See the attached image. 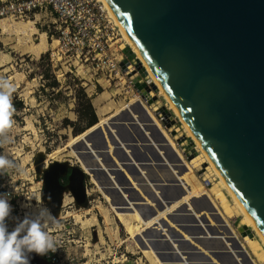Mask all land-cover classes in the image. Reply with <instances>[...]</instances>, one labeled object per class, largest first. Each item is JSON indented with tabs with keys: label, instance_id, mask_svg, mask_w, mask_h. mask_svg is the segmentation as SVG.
<instances>
[{
	"label": "rangeland",
	"instance_id": "1",
	"mask_svg": "<svg viewBox=\"0 0 264 264\" xmlns=\"http://www.w3.org/2000/svg\"><path fill=\"white\" fill-rule=\"evenodd\" d=\"M54 18L50 12L40 11L23 19L0 20V78L7 79L15 89L12 93L14 124L7 133L8 141L2 143L1 148L2 155L18 165V168L4 174V180L12 185L15 193L12 202L20 200L24 206H28L25 202H31L36 213V207L42 201H47L55 209L70 199L76 201L79 203L78 207H69L68 211V207H65L64 213L71 224H75V221L81 223L85 230L73 232V236L87 238V246L93 249L89 254L93 257L94 253L97 254L95 257L98 259L102 257V262L116 259L126 264H177L168 255L161 257L154 247L155 238L165 236L172 243L175 241L174 249L180 252L182 248L190 253V264H211L206 257L200 256L201 252H206L217 264H251L253 261L255 264H263L257 261L245 243V237L250 234L242 235L239 231L242 226L241 213L229 218L211 202L208 195L203 194L202 198H198L201 191L208 190L217 183L221 185V179L212 164L202 158L194 136L174 114L154 79L142 68L141 61L135 56H124L121 46H128L124 36H119L116 51L119 58L123 54V58L128 59L129 63L126 70H122L121 78L110 79L105 73L94 70L91 63L81 61L75 53H67L59 60L51 58L52 44L58 40L53 35L56 26ZM2 21L22 22L19 26L30 22L35 24L33 27L22 26L21 30H26L25 33L16 30L4 32ZM32 28L37 31L34 32ZM43 33L50 44L42 53L46 55L45 59H41L42 54L39 57L31 55L22 45L26 38L32 40L29 42L27 39L28 45L39 43ZM129 67L133 71H129ZM55 79L58 85L53 87ZM144 83L148 88L140 89L138 84ZM80 85L93 97L99 125L107 124L111 129L119 124L120 127L123 126L122 132L115 136L125 147L126 153L123 149H114L117 142L112 143L107 136L111 154L101 153L98 157L130 194V197L126 195V202L130 203L126 204L127 207L134 204L143 209L145 212L142 215L150 218L149 223L155 221L153 217L161 218L152 228L144 227L139 231L125 229L108 202L110 194L112 198H117L115 202L125 204L120 186L118 185L120 191L108 188L107 185L112 184L109 177L102 171L91 170L93 160L88 156L78 157L77 152L72 149L77 141H74L73 123L78 120L76 110ZM151 92L154 96L149 98ZM134 121L138 125L133 124ZM92 141L100 143L97 136ZM126 142L130 144L126 145ZM70 167H75L74 172L79 174L78 188L72 195L62 187L64 185L55 187L50 182L56 175L65 174ZM208 170L211 172L210 177ZM83 171L85 185L81 184ZM46 176L48 181L45 180ZM56 179L57 177L54 182ZM221 188L235 206L227 188ZM85 193L86 199L78 200L84 199ZM216 202L220 204L219 200ZM186 204L200 219L203 228L197 224L191 211L187 210ZM132 216L134 223L139 221V216ZM180 218H185L189 226H181ZM46 221L51 222L48 218ZM177 231L203 251H193L191 248L194 245L180 242V238L174 236ZM217 234H220V239L223 238L220 243L223 241L224 246L219 243ZM192 235L195 236L194 239ZM199 237L205 239H201V244L195 242ZM231 242L238 247L233 253L230 249ZM260 242L263 243L261 240ZM262 246L264 249V243ZM228 250L234 255L233 260L230 255L228 257L221 254ZM165 258L169 259L164 260Z\"/></svg>",
	"mask_w": 264,
	"mask_h": 264
},
{
	"label": "water",
	"instance_id": "2",
	"mask_svg": "<svg viewBox=\"0 0 264 264\" xmlns=\"http://www.w3.org/2000/svg\"><path fill=\"white\" fill-rule=\"evenodd\" d=\"M107 1L190 129L264 232V0ZM124 53L135 56L127 49ZM128 61L125 58L121 62L123 70ZM138 86L148 88L145 83ZM133 124L138 125L136 121ZM95 125L74 136L81 137L72 149L78 157H90L94 162L90 169L102 171L112 182L107 187L120 191L98 157L111 154L105 131L112 143L117 142L114 149L125 153L126 149L107 124ZM95 136L99 144L93 143ZM68 169L55 176L56 182L55 177L50 182L58 187ZM84 176L83 171L82 185ZM83 198L78 200L84 201L86 193ZM187 210L202 227L188 205ZM239 231L242 235L250 232L246 226H240ZM176 234L172 236L193 246L181 233ZM155 241L160 256L168 255L171 261L181 256L170 238L161 236ZM200 256L211 259L205 253Z\"/></svg>",
	"mask_w": 264,
	"mask_h": 264
},
{
	"label": "built area",
	"instance_id": "3",
	"mask_svg": "<svg viewBox=\"0 0 264 264\" xmlns=\"http://www.w3.org/2000/svg\"><path fill=\"white\" fill-rule=\"evenodd\" d=\"M40 11L55 16L54 33L59 45L51 52L52 59H61L67 53H75L84 62L92 64L96 71L105 73L110 79L121 78V62L126 55L117 56L116 45L123 35L121 27L110 14L103 0H0V20L5 18L23 19ZM0 144V155H2ZM0 174V194L12 202V185ZM8 231L14 228L7 218ZM34 254V253H33ZM41 257V256H39ZM51 264H71L57 250L41 257Z\"/></svg>",
	"mask_w": 264,
	"mask_h": 264
},
{
	"label": "bare ground",
	"instance_id": "4",
	"mask_svg": "<svg viewBox=\"0 0 264 264\" xmlns=\"http://www.w3.org/2000/svg\"><path fill=\"white\" fill-rule=\"evenodd\" d=\"M108 9L110 14L116 19L117 23L119 24V26L121 27L122 30V34L124 36V39L126 40V44L128 46H121L122 49H127L131 54L135 55V57H137L138 60L141 61V63L143 64V67L145 69L146 72H149V74L151 75V78L154 79L156 85L158 86L159 90L161 91V93L165 96V98L169 101L170 106L173 108L174 114L177 116V118L190 130V133H192V135L194 136L195 140L198 143V148L201 152V156L202 158H204L205 160H207L208 162H210L212 164V166L214 167V170L217 174V176L221 179L220 183L221 185H219L217 183V185L215 184L212 188L208 189V190H203L200 193H198V198H202L203 194L208 195V197L210 198L211 202L215 205L218 206L219 209L223 210V212L227 215V217L232 218L234 216H236L238 214V212L241 213L242 215V220H241V224L242 226H246L248 228V230L250 229V232H247L248 235L247 237H245L246 240V245L249 247V249L251 250V252L253 253V255L257 258L258 262H261L264 264V249L262 244L264 243V232L262 231V229L259 227V225L257 224V222L255 221V219L253 218V216L250 214V212L247 210V208L245 207V205L243 204V202L240 200V198L236 195V193L233 191V189L229 186L228 182L226 181V179L224 178L223 174L220 172L219 168L217 167V165L215 164V162L212 160V158L210 157L209 153L206 151V149L201 145L200 141L198 140V138L195 136V134L193 133V131L190 129L189 125L186 123V121L184 120V118L182 117V115L180 114L179 110L177 109V107L174 105V103L172 102V100L170 99L169 95L167 94L166 90L164 89L162 83L160 82V80L158 79V77L156 76V74L154 73V71L152 70V68L150 67V65L147 63L146 59L144 58L143 54L141 53L140 49L138 48V46L134 43V41L132 40V38L130 37L128 31L125 29V27L123 26L122 22L120 21V19L118 18V16L116 15V13L114 12V10L112 9L111 5L109 4V2L107 0H103ZM20 23L22 22H10V23H5L4 21L1 22L2 28L4 32H8V31H14L15 30L19 33H25L24 30H21L23 28H21L22 26H29V27H33L35 22H30L26 25L21 24L22 26H19ZM15 25L19 26V27H15ZM26 29V27L24 28ZM29 29V28H27ZM31 30H34L33 28ZM30 30V32H31ZM37 30H34V32ZM29 32V31H28ZM27 32V34H28ZM33 32V31H32ZM31 32V33H32ZM30 33V35H31ZM29 35V34H28ZM29 35V36H30ZM19 36V35H18ZM23 37V36H22ZM25 37V36H24ZM21 38V37H20ZM19 38V39H20ZM25 39V38H23ZM22 39V41H23ZM26 38L23 42L22 45L24 46V48L26 50H28V52L35 56V57H39L43 52H45L48 47L50 46L48 40H47V36L43 33L41 34V38H40V42L37 44H31L28 45L29 42H31L29 39V42H27ZM21 40V39H20ZM58 40H55L54 43L52 44V46L55 48L56 44L58 45ZM125 44V45H126ZM21 45V46H22ZM21 48V47H20ZM23 48V49H24ZM25 51V50H24ZM27 52V51H26ZM129 62H126V64ZM129 71H133V68L129 67ZM148 95V94H146ZM149 98L150 96H154V93L151 92V95H148ZM148 98V97H147ZM98 103V102H97ZM158 109V108H157ZM102 112V110H100ZM99 112V111H98ZM100 113V112H99ZM101 117V115H100ZM153 117V116H151ZM120 123V122H119ZM122 123V122H121ZM123 124V123H122ZM159 126V123H156ZM120 125V124H119ZM115 126L114 129H111L113 134H119L120 132H122L121 127H123L121 125L120 126ZM124 125V124H123ZM120 127V128H119ZM92 129V128H91ZM126 130V129H125ZM128 130V129H127ZM106 136L109 137L108 132L106 131ZM78 137V136H77ZM76 138V137H74ZM110 139V137H109ZM190 168H189V173H190ZM188 172V171H187ZM208 175L210 177L211 172L208 170ZM188 174V173H187ZM208 177V176H207ZM132 180V179H131ZM79 184V174L77 172H74L72 174V176L70 177V182L68 185L66 186H62L64 189L68 190L67 193L69 192L70 195H72L75 192V189L77 187V185ZM225 187L227 188L228 192L232 195L234 201H235V206H233L230 201L228 200L227 196L225 195V193L222 191L221 187ZM78 188V187H77ZM80 189V188H79ZM51 195V194H50ZM75 195V194H74ZM52 196V195H51ZM216 200H219L220 204H217ZM201 205L203 206V204L201 203ZM206 205V204H205ZM204 205V206H205ZM219 214H221L219 212ZM222 216V214H221ZM223 217V216H222ZM224 219V218H223ZM211 225V224H209ZM212 226V225H211ZM213 227V226H212ZM223 227V226H222ZM218 235V234H217ZM220 235V234H219ZM218 235V237H219ZM191 236V235H190ZM206 236V235H204ZM194 235H192V238L194 239ZM217 237V238H218ZM221 237V236H220ZM220 237L218 238V241L220 243L221 240H223V238L220 239ZM216 238V239H217ZM259 238V239H258ZM192 239V240H193ZM201 239L204 238H196L195 242L200 243L201 244ZM205 240V239H204ZM260 240L263 242L261 244ZM217 241V242H218ZM232 241V240H231ZM223 243V241H222ZM220 243V244H222ZM230 243V242H229ZM205 244V242H204ZM206 244H207V240H206ZM219 244V245H220ZM208 245V244H207ZM206 245V246H207ZM224 246V243H223ZM209 247V246H208ZM218 248V247H217ZM238 247L235 246L234 242H231V252H235L234 250H237ZM211 249V248H210ZM215 249V248H213ZM226 252V251H225ZM229 252V250L227 251ZM226 252V253H227ZM229 252L230 254V259H232V257L234 258V255H232V253ZM227 255V254H226ZM229 259V258H228ZM233 260V259H232ZM256 260V259H255ZM231 262V260L229 261ZM256 262V261H255ZM233 263V262H232ZM240 263H245V262H240ZM239 263V264H240ZM253 264L254 261L252 262ZM251 263V264H252ZM260 264V263H259Z\"/></svg>",
	"mask_w": 264,
	"mask_h": 264
},
{
	"label": "clouds",
	"instance_id": "5",
	"mask_svg": "<svg viewBox=\"0 0 264 264\" xmlns=\"http://www.w3.org/2000/svg\"><path fill=\"white\" fill-rule=\"evenodd\" d=\"M14 91V86L7 79L0 78V144L8 141L7 133L14 124ZM16 168L15 161L0 155V174ZM13 211L10 201L0 194V264H31L33 253L43 257L58 250L59 242L44 230L39 220L30 221L29 215L19 219L16 227L9 232L6 220L13 215ZM36 214L58 224L57 217L46 207L39 208Z\"/></svg>",
	"mask_w": 264,
	"mask_h": 264
},
{
	"label": "crops",
	"instance_id": "6",
	"mask_svg": "<svg viewBox=\"0 0 264 264\" xmlns=\"http://www.w3.org/2000/svg\"><path fill=\"white\" fill-rule=\"evenodd\" d=\"M25 203L28 206H24V204L21 203L20 200L17 202H11L14 209L13 215L9 217L12 227L15 228L18 224V220L22 219L25 215H29L30 221L39 220L44 230L48 231L59 242V253L65 259L70 261L71 264H126L123 261H116V259H112L107 262H102V257L98 259L97 256L95 257V255L97 254L94 253V257L89 254V251H93V249L87 246V238L84 237L85 239H83L73 236V232L85 230L84 225H82L81 223L75 221V224H71L69 222L70 219H67L68 216L64 213L65 207H68L66 208V211H68L69 207H78L79 203H77L76 201L70 199L69 201H67V203H65L64 205H60L56 209L51 207V205L47 201H42V204H39V206L36 207L37 210L41 207H46L50 209L53 215L57 217L58 224H56V222L54 221L48 223L46 221L47 217H42L34 213L32 209L34 207H31V202ZM32 257L33 258L31 259V264H51L49 261L35 254H32ZM98 261H100V263H98Z\"/></svg>",
	"mask_w": 264,
	"mask_h": 264
},
{
	"label": "trees",
	"instance_id": "7",
	"mask_svg": "<svg viewBox=\"0 0 264 264\" xmlns=\"http://www.w3.org/2000/svg\"><path fill=\"white\" fill-rule=\"evenodd\" d=\"M45 58H46V55L42 54L41 59H45ZM57 85H58V81L55 79V82L52 84V86L56 87ZM80 86H81V88H80V93H79L78 109L76 110L77 111V115H78V120L76 121V123H73L74 124L73 125V133H74L75 136L80 134L84 130H86L88 127H91V126L95 125L96 123L97 124L94 127L99 125V123H98V121H99L98 115H97L96 109H95L93 101H92L93 97L88 95V93L85 91V89H84V87L82 85H80ZM94 127H92V128H94ZM79 137H81V136H78V137L74 138V141H76ZM71 172H72V169L69 168L68 169V174L65 175V176H62L60 178L61 184L66 185L68 183V176H69V174ZM110 176H111L112 180L114 181V183L117 186L118 185L120 186L122 195H124V197H125L124 198L125 204H120L118 202H115V200L117 198L116 197L112 198L110 196V194H109L108 202L110 203L111 209H113L117 219H119V221L122 223V225L125 227V229L133 228L134 230L139 231V230H141L144 227L152 228V226L155 223H157L158 220H160L161 218L157 219V217L156 218L153 217V220H155V221L153 223H149L150 218L148 216L142 215L143 212H145L143 209L135 206L134 204H131L132 206L127 207L126 204H130V203L126 202V195H128V197H130V194H128L126 192L125 186L122 185L118 181L116 175L110 174ZM129 179H130V177H129ZM126 209H129V210L126 211ZM132 214H135V215L139 216V221L134 223L133 222L134 219H133ZM186 239H188V238H186ZM180 240L182 241L183 239L180 238ZM174 243H175V241H174ZM174 243H172V244H174ZM183 250H185V249L181 248V250H180V253H181L182 257L179 256V258H177V257L175 258V256H174L173 260L177 264H190V256H189L190 253H183L182 252ZM191 250L201 252L202 249H200L197 246H195V248H191ZM191 254H193V253H191ZM208 260L210 261L211 264H217V262L214 259L213 260L216 263L212 259H208Z\"/></svg>",
	"mask_w": 264,
	"mask_h": 264
},
{
	"label": "flooded vegetation",
	"instance_id": "8",
	"mask_svg": "<svg viewBox=\"0 0 264 264\" xmlns=\"http://www.w3.org/2000/svg\"><path fill=\"white\" fill-rule=\"evenodd\" d=\"M180 225L181 226H189V224L186 222L185 218H180Z\"/></svg>",
	"mask_w": 264,
	"mask_h": 264
}]
</instances>
